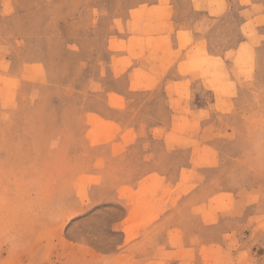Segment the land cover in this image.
<instances>
[{"label":"rangeland","instance_id":"obj_1","mask_svg":"<svg viewBox=\"0 0 264 264\" xmlns=\"http://www.w3.org/2000/svg\"><path fill=\"white\" fill-rule=\"evenodd\" d=\"M262 136L264 0H0V264H134L199 186L206 264H264Z\"/></svg>","mask_w":264,"mask_h":264},{"label":"crops","instance_id":"obj_2","mask_svg":"<svg viewBox=\"0 0 264 264\" xmlns=\"http://www.w3.org/2000/svg\"><path fill=\"white\" fill-rule=\"evenodd\" d=\"M171 118L163 115L159 119L169 121ZM162 125L167 124L162 123ZM168 177L170 178L169 183L175 181L176 177H172L171 174ZM205 192L206 189L201 186L196 194L191 195L192 192H184L181 194L177 206L167 208L158 215L155 223H149L138 230L140 234L137 239L132 241L124 239L119 247L121 250L115 257H112L110 253L109 256L106 254L104 259H117L127 255L128 258L135 259L134 264H206L201 251L209 246L202 241L200 235L202 232H207V228L204 225L201 227L192 226L195 222L202 224L210 220L207 214L198 213L199 211L193 206L197 200L207 199L208 196L204 195ZM190 206L192 208H189ZM217 214L219 213L214 216ZM216 243L213 244L216 245ZM132 249L137 250L136 255L129 256L128 251ZM193 250L198 254L195 258L192 256Z\"/></svg>","mask_w":264,"mask_h":264},{"label":"clouds","instance_id":"obj_3","mask_svg":"<svg viewBox=\"0 0 264 264\" xmlns=\"http://www.w3.org/2000/svg\"><path fill=\"white\" fill-rule=\"evenodd\" d=\"M239 167L264 175V136L258 142H253L252 149L245 153L243 162ZM229 175L234 177L235 170Z\"/></svg>","mask_w":264,"mask_h":264},{"label":"bare ground","instance_id":"obj_4","mask_svg":"<svg viewBox=\"0 0 264 264\" xmlns=\"http://www.w3.org/2000/svg\"><path fill=\"white\" fill-rule=\"evenodd\" d=\"M239 199V198H238Z\"/></svg>","mask_w":264,"mask_h":264}]
</instances>
